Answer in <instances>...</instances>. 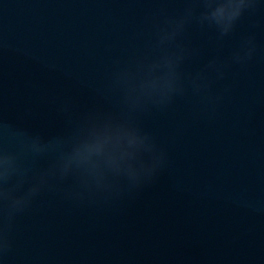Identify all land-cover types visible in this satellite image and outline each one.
I'll use <instances>...</instances> for the list:
<instances>
[{
	"label": "water",
	"instance_id": "95a60500",
	"mask_svg": "<svg viewBox=\"0 0 264 264\" xmlns=\"http://www.w3.org/2000/svg\"><path fill=\"white\" fill-rule=\"evenodd\" d=\"M184 6L0 0V125L48 139L70 132L84 113L126 112L109 89L115 62L154 39L161 9L176 16ZM249 36L251 59L232 62ZM182 42L198 50L185 73L214 58L226 67L223 78L211 74L210 101L189 86L166 108L132 114L164 150V166L145 180L148 157L130 144L135 129L106 119L88 126L74 149L114 192L69 199L71 178L42 191L17 216L0 264H264V0L223 38L192 23ZM25 163L43 168L49 157Z\"/></svg>",
	"mask_w": 264,
	"mask_h": 264
},
{
	"label": "clouds",
	"instance_id": "9594fccd",
	"mask_svg": "<svg viewBox=\"0 0 264 264\" xmlns=\"http://www.w3.org/2000/svg\"><path fill=\"white\" fill-rule=\"evenodd\" d=\"M184 5L176 16L161 9L159 18L152 23L154 39L147 42L142 52H134L123 63L115 62L109 89L121 94L126 112L84 113L70 132L48 139L10 124L0 125V141H3L0 143V253L12 246L11 234L17 216L29 209L42 191L56 189L71 178L72 185L65 192L69 199H94L114 192L110 184H103L94 170L86 166L85 153L74 149L79 134L88 126L106 119L135 129L130 144L148 157L143 170L145 180H151L157 169L164 166V150L151 133L139 127L132 114L153 105L166 108L177 95H184L189 86L210 101L211 74L223 78L226 65L214 58L195 74L185 73L183 63L198 50L186 46L183 37L189 25L196 23L202 29L214 28L218 38H223L235 30L246 11L259 7V0H184ZM254 51V37L249 36L233 51L231 61L243 64ZM9 142L16 147H8ZM41 156L49 157L46 167L34 168L25 163L28 157Z\"/></svg>",
	"mask_w": 264,
	"mask_h": 264
}]
</instances>
